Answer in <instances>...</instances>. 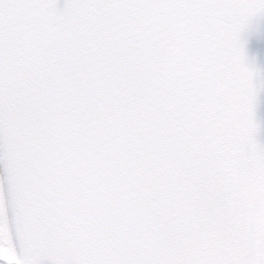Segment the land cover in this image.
Instances as JSON below:
<instances>
[{
	"label": "snow or ice",
	"instance_id": "snow-or-ice-1",
	"mask_svg": "<svg viewBox=\"0 0 264 264\" xmlns=\"http://www.w3.org/2000/svg\"><path fill=\"white\" fill-rule=\"evenodd\" d=\"M0 264H264V0H0Z\"/></svg>",
	"mask_w": 264,
	"mask_h": 264
},
{
	"label": "water",
	"instance_id": "water-1",
	"mask_svg": "<svg viewBox=\"0 0 264 264\" xmlns=\"http://www.w3.org/2000/svg\"><path fill=\"white\" fill-rule=\"evenodd\" d=\"M61 2H63V0H61Z\"/></svg>",
	"mask_w": 264,
	"mask_h": 264
}]
</instances>
